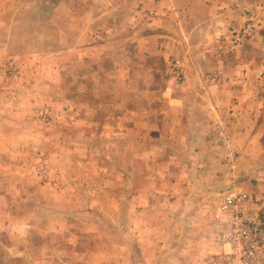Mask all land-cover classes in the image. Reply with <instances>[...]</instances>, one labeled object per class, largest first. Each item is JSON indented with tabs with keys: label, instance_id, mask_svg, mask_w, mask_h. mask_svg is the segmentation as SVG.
Segmentation results:
<instances>
[{
	"label": "rangeland",
	"instance_id": "1",
	"mask_svg": "<svg viewBox=\"0 0 264 264\" xmlns=\"http://www.w3.org/2000/svg\"><path fill=\"white\" fill-rule=\"evenodd\" d=\"M20 1L0 0V222L15 239L0 264H191L216 252L223 193L264 213V128L234 120L242 74L199 134L176 103L187 39L82 38L83 7ZM243 10L224 45L264 66V0ZM263 66L247 93L264 108Z\"/></svg>",
	"mask_w": 264,
	"mask_h": 264
},
{
	"label": "crops",
	"instance_id": "2",
	"mask_svg": "<svg viewBox=\"0 0 264 264\" xmlns=\"http://www.w3.org/2000/svg\"><path fill=\"white\" fill-rule=\"evenodd\" d=\"M49 1L50 3H47L52 7L60 5L83 7L82 11L72 14L71 19L80 18L85 21L87 19L91 24L96 22L94 26H91V29H87V27L79 29L81 34L77 35L78 37L100 35L108 38L110 36L127 39L144 38L150 44L149 49L153 39L164 38L167 40L174 37L187 39L188 44L182 40L184 45L181 47V53L187 57L185 80L177 84V90L181 92L176 95V103L181 108L179 110L182 114L185 112V115L190 114L194 117V124L201 127L199 134L204 132L203 127L210 125V119L215 116L211 108H220L219 103L222 102L224 107L227 104L232 105L228 96L221 91H228L231 95V86H234L241 74L246 79L244 87L247 88L232 91V94L237 96V100H235L237 105L234 104L233 108L240 110L237 112L239 117L234 120H238V126L243 129V132L250 128L251 133L253 130L255 134H259L260 130L264 128L263 100L255 92L258 88L254 92L251 91L250 94L247 93L249 86L258 87L263 79L259 77L253 83L249 82L248 74H255L257 77L261 73V71L250 69L263 65L250 61L251 59L249 60L246 56L245 49L244 51H229L228 47L226 48L224 45L228 43L230 29H237L243 25L246 15L243 8L247 7L251 0ZM20 2V0H16L17 4ZM263 50L264 48L259 46L257 52L263 54ZM235 74L237 77H234ZM198 86L203 87V91L198 92ZM244 103L246 107H244ZM232 114H236V111ZM228 116V118L225 117L226 121L231 117ZM200 138L202 139V136ZM12 237H14L12 227L0 222V245L4 248L15 246L13 243L15 239ZM32 253L34 251L27 252V254ZM46 257L45 254L41 258H33L31 261L20 264H47ZM49 262L52 263V261Z\"/></svg>",
	"mask_w": 264,
	"mask_h": 264
},
{
	"label": "built area",
	"instance_id": "3",
	"mask_svg": "<svg viewBox=\"0 0 264 264\" xmlns=\"http://www.w3.org/2000/svg\"><path fill=\"white\" fill-rule=\"evenodd\" d=\"M176 64L175 78L182 81V64ZM251 205L249 193H223L212 214L216 252L200 255L191 264H264V213Z\"/></svg>",
	"mask_w": 264,
	"mask_h": 264
}]
</instances>
